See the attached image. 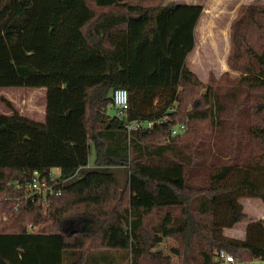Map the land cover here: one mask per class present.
<instances>
[{
	"label": "trees",
	"instance_id": "16d2710c",
	"mask_svg": "<svg viewBox=\"0 0 264 264\" xmlns=\"http://www.w3.org/2000/svg\"><path fill=\"white\" fill-rule=\"evenodd\" d=\"M203 7L0 0V88L47 91L44 121L0 112V264H220L221 249L264 260V217L225 234L248 218L241 199L264 200V3L239 7L229 70L207 82L187 63ZM136 119L154 125L129 131ZM53 168L61 193L46 208L24 199L34 171Z\"/></svg>",
	"mask_w": 264,
	"mask_h": 264
},
{
	"label": "rangeland",
	"instance_id": "374dc122",
	"mask_svg": "<svg viewBox=\"0 0 264 264\" xmlns=\"http://www.w3.org/2000/svg\"><path fill=\"white\" fill-rule=\"evenodd\" d=\"M173 1L178 4L204 5L202 15L194 29V48L187 56L189 67L204 82L208 81L210 74L220 77L224 72L229 70L226 59L230 50V26L238 13L239 7L242 4L248 3H264V0ZM46 103L47 91L44 87L0 88V112L2 113L11 114L14 110H17L27 117L44 121ZM184 135L181 134L180 137ZM95 157V148L92 146L89 154L88 167H94ZM85 171L86 168L82 171V174ZM82 174H77L76 178H80ZM241 201L244 204L248 218L230 231L236 235L241 234L246 223L249 224L251 220H259L264 217V200L259 198H243ZM77 254L76 252V256ZM246 263L264 264V260L251 259Z\"/></svg>",
	"mask_w": 264,
	"mask_h": 264
},
{
	"label": "built area",
	"instance_id": "2783aa9c",
	"mask_svg": "<svg viewBox=\"0 0 264 264\" xmlns=\"http://www.w3.org/2000/svg\"><path fill=\"white\" fill-rule=\"evenodd\" d=\"M130 97L129 93L125 88L115 89L112 96V102L110 104V112L118 117H123L126 115L130 107ZM113 112H112V111ZM166 116L164 119H167ZM154 122L151 120H127L126 128L129 131L132 130H146L151 129ZM187 129L186 122H179L173 125L170 130V136H178L183 134ZM66 180L61 176L60 168H53L51 173L44 177L39 171H34L33 176L30 180L24 183V199H30L31 201L41 205L46 208L49 204L50 196L57 195L61 193L60 185H62ZM15 187H19V183H10ZM39 229V226L35 224L28 225L29 232H35ZM217 260L220 264H241L242 262L237 260L232 253L221 249L217 252Z\"/></svg>",
	"mask_w": 264,
	"mask_h": 264
},
{
	"label": "crops",
	"instance_id": "0c3cea01",
	"mask_svg": "<svg viewBox=\"0 0 264 264\" xmlns=\"http://www.w3.org/2000/svg\"><path fill=\"white\" fill-rule=\"evenodd\" d=\"M227 64V63H226ZM45 115V114H44ZM46 116V115H45ZM45 120V119H44ZM246 222V221H245ZM242 223V222H240ZM238 223V224H240ZM238 224H236L234 227L232 228H227L225 229V234H227L228 236H231V237H238V238H244L245 237V232H246V228H247V225L248 223L245 224L244 226V229L241 231V234L240 235H236L234 233H231L230 231H232V229H234Z\"/></svg>",
	"mask_w": 264,
	"mask_h": 264
},
{
	"label": "water",
	"instance_id": "95a60500",
	"mask_svg": "<svg viewBox=\"0 0 264 264\" xmlns=\"http://www.w3.org/2000/svg\"><path fill=\"white\" fill-rule=\"evenodd\" d=\"M241 264H247V263H245V262H242Z\"/></svg>",
	"mask_w": 264,
	"mask_h": 264
}]
</instances>
